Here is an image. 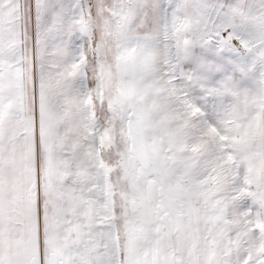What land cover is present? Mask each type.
I'll return each instance as SVG.
<instances>
[{
    "label": "snow or ice",
    "instance_id": "6c2138e0",
    "mask_svg": "<svg viewBox=\"0 0 264 264\" xmlns=\"http://www.w3.org/2000/svg\"><path fill=\"white\" fill-rule=\"evenodd\" d=\"M0 264H264V0H0Z\"/></svg>",
    "mask_w": 264,
    "mask_h": 264
}]
</instances>
